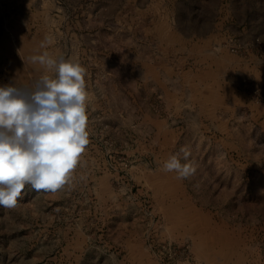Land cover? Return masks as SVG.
Here are the masks:
<instances>
[{"label": "rangeland", "instance_id": "374dc122", "mask_svg": "<svg viewBox=\"0 0 264 264\" xmlns=\"http://www.w3.org/2000/svg\"><path fill=\"white\" fill-rule=\"evenodd\" d=\"M232 2L234 22L244 21L243 33H264V0ZM133 4L134 0H0V86H31L45 69L30 57L44 51L78 60L86 69L89 144L74 181L62 190L92 201V216L86 222L93 243L89 264H264L260 219L251 214L259 211V169L215 171L212 146L191 137L179 140L174 151L186 146L191 152L189 161L196 171L184 179L185 186L173 185L176 174L163 170L165 138L160 142L148 129L150 116H164L160 99H152L144 86V91L138 90L133 79L138 65L133 59L138 44L132 34ZM208 5L207 13L212 12L213 0ZM181 9L186 15L187 6ZM46 36L53 42L40 48ZM252 96L255 100L253 90ZM213 176L223 186L211 187ZM228 178L232 182L225 185ZM68 209L56 207V226L72 221ZM6 220L19 228L36 226L37 219ZM29 240L35 241L36 235ZM17 241L10 250L0 247V264L5 257L11 264L71 262L72 250H38L29 243L21 250Z\"/></svg>", "mask_w": 264, "mask_h": 264}, {"label": "crops", "instance_id": "0c3cea01", "mask_svg": "<svg viewBox=\"0 0 264 264\" xmlns=\"http://www.w3.org/2000/svg\"><path fill=\"white\" fill-rule=\"evenodd\" d=\"M199 1L134 0L132 34L138 44L133 59L138 65L133 79L138 90L144 86L152 99H160L164 116H150L148 129L160 142L165 138L161 152L167 159L179 140L192 137L212 146L215 171H261L259 211L251 214L260 219L257 230L264 235V102L252 96L253 89L264 90V33H243L244 21L234 22L237 15L231 13L233 0H224L225 5L213 0L208 13L210 0ZM181 5L187 6L186 15ZM232 42L239 44L240 54L230 52ZM179 180L173 185L184 187V179ZM227 180L225 185L232 182ZM212 181L211 187L220 184L215 176ZM91 202L76 193L64 195L62 189L37 192L26 187L15 208L0 207V247L10 250L14 240L21 250L28 243L38 250L57 246L73 251L70 264H89L93 243L86 222L92 216ZM61 205L70 206L66 214L72 221L58 227L55 212ZM13 217H35L36 226L14 228L6 220ZM34 234L36 240L30 241ZM2 259V264H11V258Z\"/></svg>", "mask_w": 264, "mask_h": 264}, {"label": "clouds", "instance_id": "9594fccd", "mask_svg": "<svg viewBox=\"0 0 264 264\" xmlns=\"http://www.w3.org/2000/svg\"><path fill=\"white\" fill-rule=\"evenodd\" d=\"M52 42L46 36L40 48ZM30 59L45 74L31 86H0V207L5 209L17 206L26 187L56 192L70 186L89 144L86 69L48 51ZM190 156L182 147L163 170L188 179L196 171Z\"/></svg>", "mask_w": 264, "mask_h": 264}, {"label": "built area", "instance_id": "2783aa9c", "mask_svg": "<svg viewBox=\"0 0 264 264\" xmlns=\"http://www.w3.org/2000/svg\"><path fill=\"white\" fill-rule=\"evenodd\" d=\"M230 51L233 54H240V46L238 43L233 42L231 47H230ZM253 94L255 97V101L258 103H262L264 102V90H260V89H253Z\"/></svg>", "mask_w": 264, "mask_h": 264}]
</instances>
